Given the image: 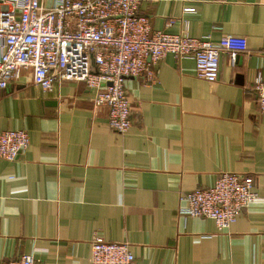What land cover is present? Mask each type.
<instances>
[{"label": "crops", "instance_id": "crops-1", "mask_svg": "<svg viewBox=\"0 0 264 264\" xmlns=\"http://www.w3.org/2000/svg\"><path fill=\"white\" fill-rule=\"evenodd\" d=\"M139 13L156 31L244 38L249 52L236 67L222 54L215 83L174 55L158 63L154 84L127 80L124 135L85 83L50 93L22 71L0 93V133L30 135L16 161L0 160V264L25 255L91 264L95 234L128 243L134 264H264V116L253 91L264 79V0H142ZM222 173L252 176L258 200L226 231L181 217V194Z\"/></svg>", "mask_w": 264, "mask_h": 264}, {"label": "built area", "instance_id": "built-area-1", "mask_svg": "<svg viewBox=\"0 0 264 264\" xmlns=\"http://www.w3.org/2000/svg\"><path fill=\"white\" fill-rule=\"evenodd\" d=\"M142 0H1L0 93L29 71L34 85L53 92L59 82H83L97 107L108 109V124L119 134L132 126V105L126 90L129 79L156 82V66L168 55L195 62L196 77L215 83L220 56L233 67L249 52L247 40L223 37L192 38L154 30L139 13ZM194 13V9H186ZM253 91L264 116V79ZM30 146L24 130L0 133V160L14 162ZM258 200L255 180L238 173H222L215 185L181 194L179 215L210 219L219 231L234 225ZM91 264H134L128 243H110L95 234ZM1 264H38L32 255Z\"/></svg>", "mask_w": 264, "mask_h": 264}, {"label": "water", "instance_id": "water-1", "mask_svg": "<svg viewBox=\"0 0 264 264\" xmlns=\"http://www.w3.org/2000/svg\"><path fill=\"white\" fill-rule=\"evenodd\" d=\"M240 57V56H239Z\"/></svg>", "mask_w": 264, "mask_h": 264}]
</instances>
